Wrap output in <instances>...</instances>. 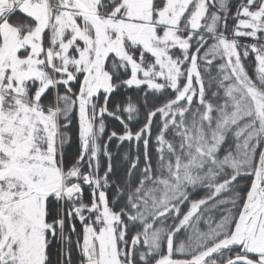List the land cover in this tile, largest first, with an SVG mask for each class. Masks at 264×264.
<instances>
[{
  "label": "snow or ice",
  "instance_id": "6c2138e0",
  "mask_svg": "<svg viewBox=\"0 0 264 264\" xmlns=\"http://www.w3.org/2000/svg\"><path fill=\"white\" fill-rule=\"evenodd\" d=\"M0 264H264V0H0Z\"/></svg>",
  "mask_w": 264,
  "mask_h": 264
},
{
  "label": "trees",
  "instance_id": "16d2710c",
  "mask_svg": "<svg viewBox=\"0 0 264 264\" xmlns=\"http://www.w3.org/2000/svg\"><path fill=\"white\" fill-rule=\"evenodd\" d=\"M76 132H77V129L76 127H73L71 129V132H70V135L73 136V138H75L76 136ZM76 149H75V145L71 146V147H68L67 148V153H66V158L70 159L72 155H74Z\"/></svg>",
  "mask_w": 264,
  "mask_h": 264
}]
</instances>
